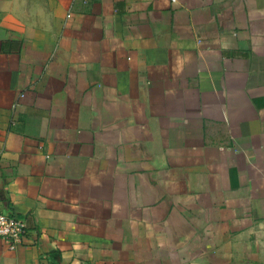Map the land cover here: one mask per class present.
<instances>
[{"label":"crops","instance_id":"obj_1","mask_svg":"<svg viewBox=\"0 0 264 264\" xmlns=\"http://www.w3.org/2000/svg\"><path fill=\"white\" fill-rule=\"evenodd\" d=\"M0 212V264H264V0H0Z\"/></svg>","mask_w":264,"mask_h":264},{"label":"built area","instance_id":"obj_2","mask_svg":"<svg viewBox=\"0 0 264 264\" xmlns=\"http://www.w3.org/2000/svg\"><path fill=\"white\" fill-rule=\"evenodd\" d=\"M23 98V94L19 95V99ZM18 106V102L11 105V112L13 113ZM14 120L11 124L14 125ZM27 225L23 218L17 217L13 214L0 212V239L7 242L10 246L20 244L22 238L26 235Z\"/></svg>","mask_w":264,"mask_h":264}]
</instances>
